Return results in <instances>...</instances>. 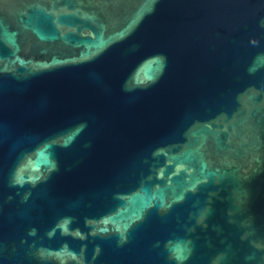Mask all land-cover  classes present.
I'll list each match as a JSON object with an SVG mask.
<instances>
[{
	"label": "water",
	"instance_id": "obj_1",
	"mask_svg": "<svg viewBox=\"0 0 264 264\" xmlns=\"http://www.w3.org/2000/svg\"><path fill=\"white\" fill-rule=\"evenodd\" d=\"M0 264H264V0H0Z\"/></svg>",
	"mask_w": 264,
	"mask_h": 264
}]
</instances>
